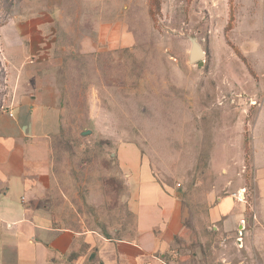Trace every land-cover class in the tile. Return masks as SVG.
I'll return each mask as SVG.
<instances>
[{
  "label": "rangeland",
  "instance_id": "obj_1",
  "mask_svg": "<svg viewBox=\"0 0 264 264\" xmlns=\"http://www.w3.org/2000/svg\"><path fill=\"white\" fill-rule=\"evenodd\" d=\"M24 2L45 0H0V22ZM57 5L65 47L93 19L130 36L126 46L62 59L65 86L50 140L48 203L57 222L132 237L143 165L162 186L182 190L193 233L181 238L180 262L263 264L264 248L252 250L248 234L213 227L207 196L224 195L228 180L236 193L246 188L247 194L253 185L255 137L264 139V0ZM191 37L205 51L202 66L188 61ZM4 74L0 64L2 107L9 99ZM226 148L230 156L220 162Z\"/></svg>",
  "mask_w": 264,
  "mask_h": 264
},
{
  "label": "crops",
  "instance_id": "obj_2",
  "mask_svg": "<svg viewBox=\"0 0 264 264\" xmlns=\"http://www.w3.org/2000/svg\"><path fill=\"white\" fill-rule=\"evenodd\" d=\"M59 1L20 3L0 22V64L9 89L8 103L0 108V264H190L177 257L181 238L193 233L182 190L162 186L143 165L132 237L60 225L48 206L53 186L50 140L62 109L64 53L96 54L130 43L128 31L93 19L65 47L59 38ZM88 1L105 5L111 0ZM255 139L248 193L239 199L228 180L224 195L216 198L212 191L207 199L213 227L248 234L256 252L264 248V139ZM228 154L226 148L220 162Z\"/></svg>",
  "mask_w": 264,
  "mask_h": 264
},
{
  "label": "water",
  "instance_id": "obj_3",
  "mask_svg": "<svg viewBox=\"0 0 264 264\" xmlns=\"http://www.w3.org/2000/svg\"><path fill=\"white\" fill-rule=\"evenodd\" d=\"M190 49L188 52V61L189 63H195L197 66H202L204 63L203 57L205 56V51L202 49V46L197 41L195 37L190 38ZM90 130L82 131L81 134L89 133Z\"/></svg>",
  "mask_w": 264,
  "mask_h": 264
},
{
  "label": "trees",
  "instance_id": "obj_4",
  "mask_svg": "<svg viewBox=\"0 0 264 264\" xmlns=\"http://www.w3.org/2000/svg\"><path fill=\"white\" fill-rule=\"evenodd\" d=\"M76 54L77 53H75V54L67 53L66 56H64V60H66V59H76V58H78V56ZM95 55H97V54H95ZM4 76H5V74H4ZM1 107H2V105L0 104V108Z\"/></svg>",
  "mask_w": 264,
  "mask_h": 264
},
{
  "label": "built area",
  "instance_id": "obj_5",
  "mask_svg": "<svg viewBox=\"0 0 264 264\" xmlns=\"http://www.w3.org/2000/svg\"><path fill=\"white\" fill-rule=\"evenodd\" d=\"M244 192H245V189L244 188L240 189L238 191V193H237V197L239 198V196L241 195V198H239V199H242ZM239 234H241L240 231H239Z\"/></svg>",
  "mask_w": 264,
  "mask_h": 264
}]
</instances>
